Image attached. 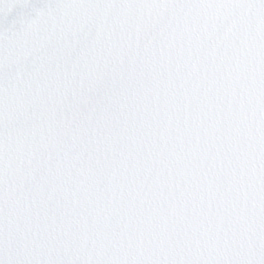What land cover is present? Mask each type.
I'll return each mask as SVG.
<instances>
[{
	"label": "snow or ice",
	"instance_id": "obj_1",
	"mask_svg": "<svg viewBox=\"0 0 264 264\" xmlns=\"http://www.w3.org/2000/svg\"><path fill=\"white\" fill-rule=\"evenodd\" d=\"M0 264H264V0H0Z\"/></svg>",
	"mask_w": 264,
	"mask_h": 264
}]
</instances>
